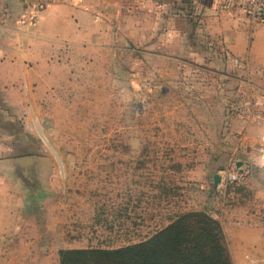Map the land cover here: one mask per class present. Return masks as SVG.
Here are the masks:
<instances>
[{"label": "rangeland", "instance_id": "1", "mask_svg": "<svg viewBox=\"0 0 264 264\" xmlns=\"http://www.w3.org/2000/svg\"><path fill=\"white\" fill-rule=\"evenodd\" d=\"M24 1L34 21L51 0ZM170 1L167 22L181 34L170 52L127 30L92 60L65 45L16 68L0 61V76L19 78L10 91L0 78V204L19 228L2 239L5 261L63 264L66 253L144 244L182 221L230 264H253L249 229H264V85L250 92L252 78L210 54L182 61V0L180 13ZM15 31L0 28V50Z\"/></svg>", "mask_w": 264, "mask_h": 264}, {"label": "crops", "instance_id": "2", "mask_svg": "<svg viewBox=\"0 0 264 264\" xmlns=\"http://www.w3.org/2000/svg\"><path fill=\"white\" fill-rule=\"evenodd\" d=\"M177 1L180 13L181 2ZM247 1L182 0V61H204L210 54L221 64L217 63L219 67L226 66L228 72L252 78L248 80L251 92L261 91L260 85H264V21L250 20L245 11ZM25 5L24 0H0V10L7 17L0 20V28L17 30L7 37L8 47L5 52L0 50V61L16 62L14 68L25 65L27 60H43L44 54L47 59L48 54L65 45L73 50L81 48L92 60L94 49L101 52L110 39L114 42L127 30L142 41L151 36L157 38L167 46L166 52L177 44L171 37H178L179 41L181 36L167 22L176 16L170 13V0H51L38 11L34 21L25 19ZM10 75L5 72L0 76L4 91H10V84L19 80L14 78L17 75ZM7 214L0 204V264H11L4 259L2 239L8 235L16 237L19 232L16 220L7 218ZM249 234L246 253L253 264L264 263V243L258 245L263 240H257L264 237V229H249Z\"/></svg>", "mask_w": 264, "mask_h": 264}, {"label": "trees", "instance_id": "3", "mask_svg": "<svg viewBox=\"0 0 264 264\" xmlns=\"http://www.w3.org/2000/svg\"><path fill=\"white\" fill-rule=\"evenodd\" d=\"M190 3L191 0H184ZM179 221L153 241L116 251H74L64 254L63 264H230L223 248L215 240L204 237L197 241L195 227ZM203 233H209L205 228ZM210 242L213 246H208Z\"/></svg>", "mask_w": 264, "mask_h": 264}, {"label": "built area", "instance_id": "4", "mask_svg": "<svg viewBox=\"0 0 264 264\" xmlns=\"http://www.w3.org/2000/svg\"><path fill=\"white\" fill-rule=\"evenodd\" d=\"M245 11L253 23L264 21V16L260 15V11H264V0H248Z\"/></svg>", "mask_w": 264, "mask_h": 264}, {"label": "water", "instance_id": "5", "mask_svg": "<svg viewBox=\"0 0 264 264\" xmlns=\"http://www.w3.org/2000/svg\"><path fill=\"white\" fill-rule=\"evenodd\" d=\"M259 13L260 15L264 16V11H260Z\"/></svg>", "mask_w": 264, "mask_h": 264}]
</instances>
